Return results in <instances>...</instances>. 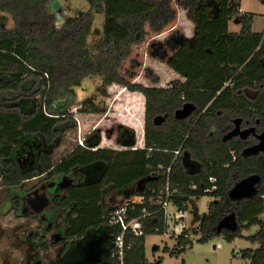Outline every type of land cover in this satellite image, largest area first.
I'll return each instance as SVG.
<instances>
[{
	"label": "trees",
	"instance_id": "obj_1",
	"mask_svg": "<svg viewBox=\"0 0 264 264\" xmlns=\"http://www.w3.org/2000/svg\"><path fill=\"white\" fill-rule=\"evenodd\" d=\"M49 1L0 0L2 187L19 185L42 172L49 177L67 175L75 169L97 172L96 180L71 187L59 202L73 206L67 226L68 236L76 238L92 228L110 231L109 192L122 196L138 181L142 182L139 195L144 201L136 204L129 217L140 216L143 208L157 211L148 200L164 184L165 177L153 173L159 164L169 166L174 160L170 174V188L177 192L174 202L186 209L187 197L209 195L213 200L198 226L192 230L184 228L175 237V247L166 251L171 255L184 252L190 233L199 234L200 243L220 236L229 242L244 237L243 229L258 226L257 232L246 238L259 241V247L246 248L241 254L247 264H264V154L247 153L246 148L252 143L249 140L223 136L234 115L258 120V130L264 128V32L252 31L253 14L240 12V0H220V13L214 18H203L204 0H175L187 9L201 38L196 43L195 40L183 45L181 39L175 44L179 49L170 65L187 77L186 81L150 87L131 83L120 68L132 46L144 40L146 25L159 33L174 20L176 12L171 0H86L89 9L68 18L60 27L47 11ZM98 10L104 13L102 34L94 53H90L87 37ZM7 15L13 22L11 28L6 26ZM231 18L240 25L237 33L227 32ZM173 41L168 39L167 43L174 46ZM196 55H200L201 62L194 65L192 57ZM89 76H100L102 91L118 84L143 94V144H127L114 150L100 147L98 136L93 141L84 138L83 145H75L54 160L53 148L60 143L64 131L73 126L70 108L76 102L74 88ZM223 79L226 84L222 86ZM248 89L258 94L250 98L245 94ZM186 102L196 106L193 114L187 119H174V111ZM89 106L79 110L99 111L98 107ZM160 114L166 119L155 125L153 120ZM213 124L216 131L209 135ZM40 147L45 149L35 155L33 166H11L7 162L16 150L23 154ZM178 149L189 152L203 170L189 174L181 156L174 159ZM252 174L260 178L256 194L240 202L230 200L228 191L234 182ZM79 175L84 177L81 171ZM109 186L111 190L107 189ZM226 215L235 216L238 228L217 233L216 226ZM142 224L143 235L130 236L125 264H145V236L162 234L166 229L162 211L142 219Z\"/></svg>",
	"mask_w": 264,
	"mask_h": 264
},
{
	"label": "rangeland",
	"instance_id": "obj_2",
	"mask_svg": "<svg viewBox=\"0 0 264 264\" xmlns=\"http://www.w3.org/2000/svg\"><path fill=\"white\" fill-rule=\"evenodd\" d=\"M211 1H203L206 4L201 9L203 18L211 16L214 18L220 13L222 4L220 0ZM171 5L176 12L174 20L159 33L151 31L146 25L144 40L132 46L129 57L123 62L120 73L131 83L150 87H168L175 80L186 81L187 77L170 65L179 49L175 44L181 39H184L183 45L195 40L196 43L201 38V34L186 8L178 6L175 0H171ZM46 8L54 15L56 26L60 27L68 18L88 10L89 4L86 0H50ZM240 12L253 14L251 29L254 33L264 32V3L261 0H240ZM7 17L6 26L11 28L13 22L9 15ZM103 22V11H95L92 29L87 37V50L90 53H94L95 46L101 38ZM227 30L229 33L239 32L240 25L235 18L228 21ZM168 39H174L172 42L174 46L167 43ZM192 61H194V65L199 64L201 62L200 55L192 57ZM225 84V79L221 80L220 85ZM101 85L100 76H89L82 80L80 86L74 88L77 97L74 106L70 108L73 126L64 131L60 143L53 148L54 160L64 156L91 131L99 135V145L103 147L115 146L118 150L125 147L127 144L120 143V138L124 141L128 139V144H134L136 147L142 146L145 111L143 94L138 91H130L118 84H112L102 91ZM253 94V90L247 91L248 96ZM90 104L98 107L99 111L79 110L82 107L89 108ZM3 190L0 182V195L3 194ZM129 192V196L122 198L110 191L108 194L109 205L115 207L134 197L133 200H137L139 192L137 186L129 188ZM212 200L213 197L209 195L199 198L187 197V208L182 213L183 219L178 222L168 220L167 230L162 234L146 235L144 242L145 264H182V261L184 264H247L248 260L242 257L241 252L246 248L259 247V241H251L246 238V236L257 232V226L243 229L241 233L244 237H238L229 242L220 236L200 243L198 241L200 235L190 233L185 240L184 252L171 255L165 250L166 247L169 250L175 247V237L184 227L192 230L198 226L202 214L207 212L208 204ZM174 210V207L170 205L168 212L172 213ZM6 220L8 221V217L2 219V222ZM13 222L17 225L20 223L19 220ZM28 246L32 249L31 259L24 264H35L38 260L41 261V264H60L61 261L78 260L81 254L78 241H69L62 252V260H59L58 247L60 244H51L48 236H38L36 241L28 243Z\"/></svg>",
	"mask_w": 264,
	"mask_h": 264
},
{
	"label": "flooded vegetation",
	"instance_id": "obj_3",
	"mask_svg": "<svg viewBox=\"0 0 264 264\" xmlns=\"http://www.w3.org/2000/svg\"><path fill=\"white\" fill-rule=\"evenodd\" d=\"M249 90L250 89L246 90L245 94H247V91ZM257 94L258 92L254 91V94L249 97L254 98ZM192 114L193 113H191L188 117H190ZM234 116L229 118V122L227 126H225L228 128L223 133L224 138H239L242 140H249L252 143L249 145L248 148H246L247 153L264 154V152L262 151L257 152L253 150L254 146L258 143L257 135L260 134L261 131L264 129L263 128L261 130H258V127H260L259 121L249 120L245 117L237 115ZM210 127L211 128L209 135L213 134L216 131V128L214 127L217 126L216 124H213L210 125ZM236 127H238L240 131L248 129L249 133L246 136H241L240 134L230 135V132L233 131ZM43 149H45V147L37 148L35 151L31 149L28 152H24L23 154H20V152L16 150L13 155H11L10 158L7 159V162L11 166H26V163H29L31 166H33L36 164L35 155L39 154L40 151ZM184 152L185 151L180 152L177 155L181 156V160ZM190 158L196 161L191 157V155ZM199 165L200 167L197 173L203 170L202 165L200 163ZM78 170L79 169H75L67 175L55 174L51 177H49L47 173L42 172L39 173L37 176L24 180L19 185L3 187V194L0 195V211L3 210L5 213H0V220L7 217L9 214H12L13 217L16 218L25 217V220L20 221L19 225H15V227L18 229V231L20 230L21 233L19 238L20 243H31L33 241H36L38 236H48V239L51 244H60V246L58 247V254L59 260H62V252L64 251V247L67 245V243L69 241L76 242L78 240V238L74 239V237L68 236V227L66 228L67 218L71 213L73 206L71 204L65 206L59 204V202L64 198L67 191L71 187L81 185L83 182L92 180V174L90 169H86L85 171ZM80 171L84 175V177L82 178L79 175ZM64 178L65 180L63 181ZM61 183H67L68 186L62 187L60 185ZM111 230L109 232H102V230L97 231L96 233L94 232V234L92 235L96 237L101 236L104 238L105 242L103 243V248L104 253L106 254L109 250L111 243ZM89 233H91L90 230L86 233V235L88 236ZM3 235L8 238L9 236L7 235H9V231L5 229V223L0 222V237ZM30 251H32V249H30ZM1 252L2 251L0 250V255ZM79 261L80 259L65 262L61 261L60 264H77V262ZM35 264H41V261L38 260L35 262Z\"/></svg>",
	"mask_w": 264,
	"mask_h": 264
},
{
	"label": "built area",
	"instance_id": "obj_4",
	"mask_svg": "<svg viewBox=\"0 0 264 264\" xmlns=\"http://www.w3.org/2000/svg\"><path fill=\"white\" fill-rule=\"evenodd\" d=\"M79 144L83 145V140L80 139ZM179 153L180 149L174 151V159ZM172 163L169 166H164L163 164H159L157 166L153 175H163L165 177V181L158 190L153 192V196H151L148 200L152 206H156L158 208L157 211H162L163 221L166 227L164 232L167 230V226L169 224L168 220L171 219L173 222H178L180 219H183L182 213L185 210L180 208L174 202L173 197L176 196L177 192L175 189L170 188ZM210 180L213 181L212 178H210ZM143 201V197H141L140 201L125 200L122 204L112 207V210L109 213V224L111 227L117 228H115V230L111 228L110 247L104 262L101 264H125V253L131 245L130 236L133 237L143 235L144 230L142 219L151 217L152 213L157 212H150L146 208H143L140 216L130 218L128 215L129 212L134 210L136 204H141ZM170 205H172L175 209L172 213L168 212ZM127 236L129 237L127 238Z\"/></svg>",
	"mask_w": 264,
	"mask_h": 264
},
{
	"label": "water",
	"instance_id": "obj_5",
	"mask_svg": "<svg viewBox=\"0 0 264 264\" xmlns=\"http://www.w3.org/2000/svg\"><path fill=\"white\" fill-rule=\"evenodd\" d=\"M196 106L191 102L184 103L179 109L174 112V118L177 120H182L187 118L191 113L194 112ZM165 120V115H157L154 118V124L160 125ZM249 130L240 131L236 127L230 132V135L240 134L241 136H246ZM258 143L254 146L253 150L264 152V129L260 134L257 135ZM182 164L186 171L193 175L198 172L200 167L199 163L190 158L189 152L185 151L182 156ZM259 176L256 174L249 175L247 177L241 178L234 182L228 191V198L235 202H240L247 198L254 196L257 192V185L259 183ZM65 178L63 179V181ZM62 187H67V183L60 184ZM238 228V223L234 215L224 216L216 226V232L220 233L222 230L235 231ZM104 238L101 236L90 237L81 243V259L77 264H101L102 255L104 253L103 243ZM215 247V246H214Z\"/></svg>",
	"mask_w": 264,
	"mask_h": 264
},
{
	"label": "crops",
	"instance_id": "obj_6",
	"mask_svg": "<svg viewBox=\"0 0 264 264\" xmlns=\"http://www.w3.org/2000/svg\"><path fill=\"white\" fill-rule=\"evenodd\" d=\"M93 130H94V128H93ZM97 136L99 137V135H97L96 133L91 131V133H88L87 136H84L82 140L84 141V138H86L87 141H93L94 139H96ZM119 140L121 141V142L120 141L119 142L122 144H128L129 143L128 139L124 141V140H121V138H120ZM99 146L103 147L101 145H99ZM106 148L118 150L117 148H115V146L106 147ZM91 174H92L91 179L93 181L96 180V178L98 177L97 172H93L91 170ZM135 185L137 186V189L139 190V192L137 194V200H133V199H135V197L131 200L132 201H140L142 196H140L139 193L141 190L142 182L138 181ZM107 189L111 190L110 186L107 187ZM129 195H130V192H129V189H127L122 196H118V197L123 198V197L129 196ZM128 200H130V198ZM185 203H186V198H185ZM2 213H5V212L2 210ZM7 217H8V221L6 220V221L2 222V219L0 220L1 223H5V229L9 231V235H7V236H9L8 238H6L5 235L0 237V250L2 251L1 255H0V264H3V263L4 264H24V263H27L31 259V253H30L31 248H29L28 242H23V243L19 242L20 241L19 238H20L21 233H20V230L18 231V229L15 227L16 224L13 222L15 220L23 221V220H25L24 219L25 217L16 218V217H13L12 214H9ZM3 219H6V217ZM67 227L68 226L66 223V228ZM101 230H102V232H109V230H107L106 228H102V227L92 228V229H90L91 233H89L88 236L86 234H84L82 236L76 237V238H78L77 241H78L79 245H81V243H83L86 239H88L90 237H95V236H92L94 234V232L96 233L97 231H101ZM144 242H145V240H144ZM144 248H145V245H144ZM14 249H16V250L13 252ZM166 249H169V248L166 247L165 250ZM17 254H18V256H16ZM81 255H82V253L80 254L79 259H81ZM105 258H106V253H103L102 262H104Z\"/></svg>",
	"mask_w": 264,
	"mask_h": 264
}]
</instances>
